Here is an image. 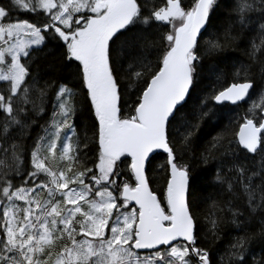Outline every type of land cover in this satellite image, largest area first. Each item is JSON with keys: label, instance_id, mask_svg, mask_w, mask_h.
Here are the masks:
<instances>
[{"label": "snow or ice", "instance_id": "1", "mask_svg": "<svg viewBox=\"0 0 264 264\" xmlns=\"http://www.w3.org/2000/svg\"><path fill=\"white\" fill-rule=\"evenodd\" d=\"M216 6L0 0V264H212L198 243L200 202L185 157L218 108L246 101L238 131L224 128L201 158L216 162L214 184L243 195L252 214L264 209V89L257 93L252 72L264 54V0H235L232 9L241 32H256L252 63L217 71L189 107L205 57L238 39L233 23L209 33ZM49 46L67 76L41 74L37 60ZM49 101L43 135L27 145ZM81 107L87 126L77 124ZM225 207L242 228L244 213L232 200ZM211 208L223 210L216 201ZM210 222L215 235L218 221ZM260 228L264 236V219ZM253 238L235 237L227 261L264 264L249 250Z\"/></svg>", "mask_w": 264, "mask_h": 264}, {"label": "trees", "instance_id": "2", "mask_svg": "<svg viewBox=\"0 0 264 264\" xmlns=\"http://www.w3.org/2000/svg\"><path fill=\"white\" fill-rule=\"evenodd\" d=\"M234 4L235 0H217V6L211 14L212 26L209 28L210 34H223L229 23L234 24L232 12ZM21 18L31 19L28 15H24ZM250 29L251 26H249V29L241 32L240 26L234 24L232 35L238 36V39L226 43L222 52H211L205 57L199 82L195 91L192 93L193 99L189 103L190 108L196 105L197 97L206 94V90L214 83L215 73L217 71L230 74L234 66H239L241 63H252L248 53L251 50V41L256 36V32ZM257 43H259L258 39ZM257 60L258 62L253 64L252 72L255 87L257 93H259L260 90L264 89V75L260 72V61H264V54L257 53ZM37 66L40 68L42 75L62 73L67 76L69 74V70L62 69L59 61V52L52 46H49L44 53H40ZM253 98L257 99L258 97L253 94ZM248 107H250V102L246 101L242 102L239 107L227 105L218 108L210 119L205 120L201 124L200 130L195 133L191 151L185 157L186 161L191 165L193 176L196 178L193 184V192L194 196L200 202V208L198 209V243L199 246L209 251L212 264H230L226 256L229 246L234 242L235 237L242 236L245 232L254 237L249 243L250 252L254 253L257 259L261 255H264V236L259 235L261 231L260 222L264 219V209H258L256 213L252 214L247 207L246 198L243 195L238 200L234 199L231 193L226 190V187L214 184L211 178L214 175L217 164L211 160L205 163L201 158V153L205 147L224 128L233 127L238 131L236 127L237 121L244 115ZM51 114V101H49L46 105L45 112L41 116H33L36 123L28 130V136L25 141L27 145L33 144L37 134L43 135L41 125L45 124V121L51 117ZM76 120L77 124L87 126L90 123L89 113L81 107V111L78 113ZM249 155L251 156V154ZM256 160L258 161L259 157ZM161 162L162 160L155 163L158 164ZM247 163L251 168L255 165L256 161L250 159ZM255 183H259V180L257 179ZM152 186L159 187V185ZM229 200H232L233 205L244 213L239 218L243 222L242 228H237L232 223L231 213L225 207ZM213 201H216L220 205V209L223 210H213L211 208ZM213 211H215L214 215ZM212 219L218 221L215 235L210 231L212 228L210 221ZM222 256L225 257L223 262L220 259Z\"/></svg>", "mask_w": 264, "mask_h": 264}]
</instances>
